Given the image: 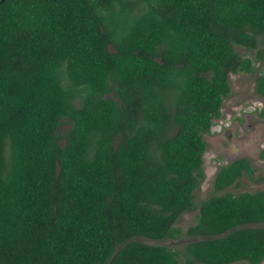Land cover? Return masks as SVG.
<instances>
[{
  "label": "trees",
  "instance_id": "1",
  "mask_svg": "<svg viewBox=\"0 0 264 264\" xmlns=\"http://www.w3.org/2000/svg\"><path fill=\"white\" fill-rule=\"evenodd\" d=\"M263 59L264 0H1L0 264H259L264 190L199 201L178 252L137 238L179 236L228 74Z\"/></svg>",
  "mask_w": 264,
  "mask_h": 264
},
{
  "label": "rangeland",
  "instance_id": "2",
  "mask_svg": "<svg viewBox=\"0 0 264 264\" xmlns=\"http://www.w3.org/2000/svg\"><path fill=\"white\" fill-rule=\"evenodd\" d=\"M233 48L241 56L252 57L241 47ZM262 72L264 60L254 62L251 72L228 74L230 92L222 101L219 118L212 120L210 133L203 136L206 147L202 154V177L192 192L193 209L184 211L174 222V226L181 230L179 236L163 240L138 237L139 241L163 245L178 252L187 242L197 238L188 236L185 230L196 221V206L199 201L226 191L235 194L264 190V157H261L264 150V116L256 108L257 103L258 107L260 103L264 107V97H257L253 91L254 78ZM59 130L63 133L66 126L61 125ZM241 157L249 161L251 172L242 174L226 189L215 192L212 181L216 170L221 165ZM178 257L181 258L180 255ZM259 264H264V260Z\"/></svg>",
  "mask_w": 264,
  "mask_h": 264
},
{
  "label": "flooded vegetation",
  "instance_id": "3",
  "mask_svg": "<svg viewBox=\"0 0 264 264\" xmlns=\"http://www.w3.org/2000/svg\"><path fill=\"white\" fill-rule=\"evenodd\" d=\"M238 47V46H237ZM264 60V59H263ZM263 60H256L255 62H263ZM246 73H248V72H246ZM260 74V73H259ZM255 79V78H254ZM229 84V83H228ZM253 86H254V84H253ZM253 91H254V89H253ZM254 94L257 96V97H264V96H258V94L257 93H255L254 92ZM222 104V103H221ZM257 107V111H259L263 116H264V113L262 112V111H264V107H263V105L260 103V107H258V103H257V105H256ZM204 136V135H203ZM241 158H243V157H241ZM236 159H238V158H236ZM234 160V159H233ZM264 260V259H263ZM262 260V261H263Z\"/></svg>",
  "mask_w": 264,
  "mask_h": 264
},
{
  "label": "water",
  "instance_id": "4",
  "mask_svg": "<svg viewBox=\"0 0 264 264\" xmlns=\"http://www.w3.org/2000/svg\"><path fill=\"white\" fill-rule=\"evenodd\" d=\"M1 1V0H0Z\"/></svg>",
  "mask_w": 264,
  "mask_h": 264
}]
</instances>
